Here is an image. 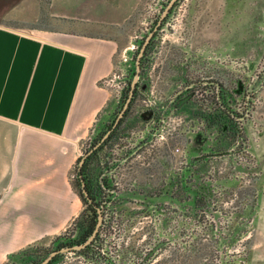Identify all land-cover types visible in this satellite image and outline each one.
<instances>
[{"label":"rangeland","instance_id":"rangeland-1","mask_svg":"<svg viewBox=\"0 0 264 264\" xmlns=\"http://www.w3.org/2000/svg\"><path fill=\"white\" fill-rule=\"evenodd\" d=\"M172 1L4 0L2 4L7 7L21 2L20 11L42 7L45 13L53 8V12H58L55 17L58 20L74 18L99 31L111 32L120 40L115 59V72L120 79L116 84H127L122 101L117 104L113 98L116 109L104 126L98 124L80 143V159L71 173V182L80 198L83 194L78 180L79 162L93 148L98 133H107V127L119 118L128 98L125 93L136 74L140 51L151 36L141 58L142 64L148 54L145 71L140 73L144 74L147 89L137 99L115 147L119 157L131 153L147 139L151 141L118 173V183L134 195L130 201L139 195L147 200L144 208L140 206L144 223L138 225L139 229L144 226L140 238L143 241L137 251L130 249L125 253L123 236L113 234L107 238L102 232L100 237L97 235L99 248L104 249L107 242L116 244L112 245L116 250L121 248L117 254L122 256L123 264H138L144 261L156 239L147 234L152 230L169 238L170 244L148 264H264V0H174L169 13L162 18ZM107 5L112 7L111 17H98V10ZM207 81L214 86L216 82L222 83L226 91L233 92L236 97L233 107L242 115L240 121L248 118L249 123H242L239 140L224 155L211 156L202 169H194L201 175L193 181L192 188H210L209 207L203 202L204 190L201 194L191 193L189 204L177 197L170 236L167 227L155 230L160 213L168 217V206L162 208L163 212L155 211L156 205L150 199L160 187L154 185L165 183L168 175L179 174L192 158L206 157L214 147L216 133L204 127L192 113L207 104L209 94L221 92L218 88L217 92L213 87L204 88L209 85ZM191 94H195L193 102L175 111V107H183ZM154 102L155 117L152 121L144 120L142 112ZM246 110H250V116ZM156 129H159L157 136ZM168 131L172 136H167ZM223 146L219 145L220 150ZM200 199L202 203L197 205ZM85 209L82 203L80 215ZM122 216H117L114 228L127 219V213ZM76 229V223L72 222L62 234L78 237ZM58 238L40 242L31 249L46 256L57 246Z\"/></svg>","mask_w":264,"mask_h":264},{"label":"crops","instance_id":"crops-1","mask_svg":"<svg viewBox=\"0 0 264 264\" xmlns=\"http://www.w3.org/2000/svg\"><path fill=\"white\" fill-rule=\"evenodd\" d=\"M3 2L0 264L59 236L79 217L83 202L71 173L80 143L116 109L113 92L103 83L116 71L121 46L111 32L74 18L56 19L53 8L20 11L21 2L7 7ZM111 10L107 5L97 16L111 17Z\"/></svg>","mask_w":264,"mask_h":264},{"label":"flooded vegetation","instance_id":"flooded-vegetation-1","mask_svg":"<svg viewBox=\"0 0 264 264\" xmlns=\"http://www.w3.org/2000/svg\"><path fill=\"white\" fill-rule=\"evenodd\" d=\"M209 83L212 84V82H208V84ZM215 84L219 89L218 86H220L221 84L220 83H215ZM220 93L221 92L219 91L216 93L219 96V99L221 95ZM194 96L195 94L189 95V99L187 98L188 100L185 101L188 102L189 100H193ZM186 102H184V104ZM150 110H154V109H150ZM248 112L249 111L246 110V114ZM113 126L114 125H112L111 129L108 130V132L109 131L113 132L115 130L113 129ZM110 135L105 140H107L110 137ZM102 142L103 141H101L98 144L95 143L92 144L93 148L88 152L89 156L87 157V159L92 157V155L96 152V150L102 145ZM150 142L151 141L147 139L144 143H141L140 146H137L134 149V151H132L131 153L119 157L114 150V152L112 153V158L108 161L107 166L102 170V172L99 175L97 174L96 176H93L86 174L85 177L83 178L86 183V188H88L87 190L89 191L90 196L93 199V203L90 204L88 201L87 202L89 205H91L92 209L97 214V217H98V211L95 206L103 209L104 221L99 231V237L101 236L102 232H104L105 235H107V238L108 237L111 238L113 234L114 237L115 235H119V237L123 236L124 237L123 247H125L123 251L125 253L130 251V249L133 251H137L139 246H141V242L143 240H140V238L143 235L144 226H141V228L139 229L138 225H143L144 223L142 220L143 211L141 207H143V205L146 204L147 201L145 200L130 201V199H121L117 197L115 192H123L126 191L127 189L118 183L119 182L118 173L122 171L123 169L122 167H124L135 156H138L140 154L141 149L150 145L151 144ZM184 169L181 170L179 174L173 173L171 176L168 175L169 177L168 181H165V183L161 185H157V184L154 185V187L160 186L156 190L157 194L153 195L154 197L159 198L155 204L156 205L155 211L163 212L164 210L162 208L168 206V213H169L167 218L164 216L163 213L162 214L160 213L161 217L159 221L157 219L155 230L160 228L166 229L165 227H167L170 234V231L172 229L171 224L175 222L174 206L176 204L177 197L183 198L184 204L191 202L190 195H191L192 184L190 182L191 181L190 172L183 174L187 169V165L184 166ZM176 174L180 176L179 183L176 182L175 179ZM83 175L84 174L78 169V180L81 185H82L81 176L83 177ZM165 198H169V200L166 201ZM135 205H139V208L135 207ZM121 212L122 214L127 213L126 216L127 219L126 220L123 219L120 225H118L117 223V225H115L117 228L116 227L114 228L112 224H114L115 220L117 219V216L123 217L122 214H120ZM172 227L174 228V224L172 225ZM114 230L116 231L115 233H113ZM146 230L148 231V229ZM157 232H152V230L147 232L148 236L150 235L149 238L156 236V239L152 242L153 243L152 247H150V249L147 250V254L145 255L144 261H138V264H148L149 261L153 260L166 246L170 244L169 238L166 239L165 237H161L159 234H157ZM161 232L163 233V230H161ZM79 237L80 235H78V237H74L73 235L68 237L61 234L59 235L58 238L59 242L56 244L57 246L54 249H52L49 253H47L46 256L45 255L41 256V254H39L38 251L33 250L32 252L34 253L33 255L25 256L23 257V259L26 260L30 258L27 264H32V263L39 264L43 262L49 255L55 254L49 264H79L81 262L79 261L80 259L87 261L89 264H123L122 256L117 254L121 252V248L119 247L120 250L119 249L116 250V248L113 247V245L116 244L113 243H109V242L105 243L104 249L99 248V246L96 248H91L90 247L91 245H89L88 247L80 251L74 249L70 250V248H73L75 245L78 244L77 241L79 240ZM10 261H11L10 264H18L17 263L18 259H16L13 256H9L8 262Z\"/></svg>","mask_w":264,"mask_h":264},{"label":"trees","instance_id":"trees-1","mask_svg":"<svg viewBox=\"0 0 264 264\" xmlns=\"http://www.w3.org/2000/svg\"><path fill=\"white\" fill-rule=\"evenodd\" d=\"M150 47H152V44L149 46V48ZM147 55L148 54L145 55L144 59L142 60V64H141L143 72L145 71V67H146L144 65L145 64L144 60L147 57ZM143 80H144V74H141V79L137 85L135 96L132 100L130 108L128 109L124 117L121 119L120 123L115 128V130L111 133L110 137L107 140H105V142L103 141L102 145L96 150V152L92 155V157L88 158L87 161L85 162L82 168V171H81L84 174L83 178L85 177L86 174L93 175V176H96L97 174L99 175L102 172V170L107 166L108 161L112 158V153L114 152L115 147L118 145V142L122 138V131H124L123 130L124 126L128 124L127 119L130 117V114L132 112L134 105L137 102V99L140 96H142L147 89V83H145ZM208 82H211V81H208ZM216 83H219V82H216ZM210 84L211 83H209V85L204 88L209 90L213 87L214 89L217 90V86L215 87L214 85H210ZM220 84H221L220 85L221 86L220 99L216 93L214 95L209 94L210 97L208 96L209 98L205 100V102L207 101V104H204L202 108H200L198 111L192 112L194 114V117H196L199 122L204 124V127L212 131L213 133H216V138L213 140V144H212L214 145L213 149L210 150V153L205 154L206 157H203L202 155L201 157H196V159L192 158L190 162L188 163L187 169L183 174L190 172L191 184H193V181L196 179V177L200 178V175H201V172L198 174L195 173L196 170L194 169L196 167H200V169H202L201 167L203 166V164L206 163L207 160L211 156L224 155L225 152L229 150L228 148H230V146L232 147L235 144V142L239 140L238 138L242 134L241 126L243 122L240 121L239 119L242 117V115H240L236 111L237 109L233 107V103L235 102L236 97L234 96L233 92L230 93L225 90L224 84L222 83ZM129 91H130V85H129V89L125 93L126 98L128 97ZM195 92L196 91H193V93ZM192 102H193L192 100H189L183 105V107L181 108L175 107V111L176 110L179 111V110L187 108V106L191 104ZM156 112H157L156 109L155 110L146 109L144 112H142L143 114L141 115V117L144 120L152 121V119L155 117ZM110 127L112 126L109 125L106 130H110L111 129ZM105 135H106L105 132L101 134L99 132L97 135V139L94 143L95 144L98 142L100 143ZM200 140L202 141L201 143H204L203 142L204 139L201 138ZM219 145H224L223 149L227 147V150L226 149H225L226 151H223V149L220 150ZM175 179H176V182L179 183L180 176L176 174ZM201 190H204V193H205V196H204L205 197L204 202H206L205 205L209 207L210 200H211L209 198V193H208L210 191L209 187L199 188V189L192 188L191 193L198 191L199 194H201L202 193ZM81 200L85 204L86 209L74 221L76 223V228H77L76 230L79 232V235H80L79 240L77 241L78 244L83 243L88 239V237L94 231L96 224H97V219H98L97 214L92 209L91 205L88 204L87 200L84 198L83 195L81 196ZM201 200L202 199H200L199 202H197L196 204L201 205L202 203ZM98 242H99V237L94 240V242L91 244L90 247L91 248L98 247ZM31 248L32 246L16 254H13L11 256L18 259L17 261L18 264H27L30 258L25 260L23 259V257L34 254L32 253L33 249Z\"/></svg>","mask_w":264,"mask_h":264},{"label":"water","instance_id":"water-1","mask_svg":"<svg viewBox=\"0 0 264 264\" xmlns=\"http://www.w3.org/2000/svg\"><path fill=\"white\" fill-rule=\"evenodd\" d=\"M173 2H174V0L170 3V6L167 8V10H165L162 18H164L165 15H167L169 13L170 8L173 5ZM150 38H151V36L147 39L146 44L144 45L143 49L140 51V54H139V57H138V60H137V63H136V74H135V76H134V78L132 80L131 88H130V91H129V94H128V98H127V100L125 102L123 110L121 111V113L119 115V118L117 119V121L115 122V124L113 126V129H115L118 126V124L120 123L121 119L124 117V115L126 114V112L128 111V109L131 106L132 100H133V98L135 96V91L137 89V85H138V83H139V81L141 79V74H140L141 71H142L141 58L145 54V49H146L147 44L150 41ZM218 87L220 89V86H218ZM188 99H189V97H188ZM188 99H186V100H188ZM168 110H169V106L166 107V109L164 110L165 111L164 115H166L168 113ZM162 122H163V120H162ZM111 132L112 131H109L108 133H106V135L104 136L102 141H104L111 134ZM155 133H156V135H155ZM155 133H154V135L157 136L158 133H159V129H156ZM154 135L152 136L151 140H153ZM88 156H89V154H87L86 157H84V158H82L80 160V162H79V171H82V168H83ZM81 182H82V185H81L82 194H83L84 198L90 204L93 203V199L91 198L90 193H89V191L86 188V183H85V180L83 179L82 176H81ZM115 193H116V196L121 198V199H132L134 197V195L131 194V191H127V190L123 191V192H115ZM158 199L159 198L153 197V198L150 199V201L153 200L152 202L154 204H156ZM165 199H166V201L169 200V198H165ZM135 200H143V197L141 195H139V196H137V198H135ZM145 201H147V200H145ZM95 207L97 208V211H98V219H97V224H96V227H95L94 231L92 232V234L88 237V239L85 242L75 245L73 248H70V250L71 249L78 250V251L83 250L86 247H88L89 245H91L94 242V240L97 238V235H98V233L100 231V228L103 225L104 216H103V209L99 208L97 206H95ZM54 255L55 254L49 255L43 262H41L39 264H49L50 261L53 259ZM32 264H35V263H32Z\"/></svg>","mask_w":264,"mask_h":264},{"label":"built area","instance_id":"built-area-1","mask_svg":"<svg viewBox=\"0 0 264 264\" xmlns=\"http://www.w3.org/2000/svg\"><path fill=\"white\" fill-rule=\"evenodd\" d=\"M120 79V77L118 76V74H116V72L112 75L111 78L107 79L104 81V85L105 87H107L108 89H111L113 92V98L116 101L117 104H119L122 99H123V93H124V89L126 86V82L122 83V84H116V82ZM154 104V105H153ZM153 104L149 103L147 104V108L148 109H153L157 103L154 102ZM162 139H164V136H161ZM119 247V245H118Z\"/></svg>","mask_w":264,"mask_h":264}]
</instances>
